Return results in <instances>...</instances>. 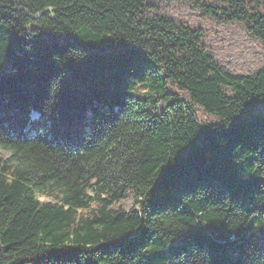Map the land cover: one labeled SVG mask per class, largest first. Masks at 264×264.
Listing matches in <instances>:
<instances>
[{
    "label": "trees",
    "instance_id": "trees-1",
    "mask_svg": "<svg viewBox=\"0 0 264 264\" xmlns=\"http://www.w3.org/2000/svg\"><path fill=\"white\" fill-rule=\"evenodd\" d=\"M178 1L264 47V0ZM205 38L162 0H0V264H264V66Z\"/></svg>",
    "mask_w": 264,
    "mask_h": 264
},
{
    "label": "rangeland",
    "instance_id": "rangeland-1",
    "mask_svg": "<svg viewBox=\"0 0 264 264\" xmlns=\"http://www.w3.org/2000/svg\"><path fill=\"white\" fill-rule=\"evenodd\" d=\"M168 11L185 20L192 27H201L206 33V44L214 52L216 58L231 71L238 74H249L264 66V47L261 42L250 37L239 22H224L202 16L199 9L191 4H181L178 0H162ZM264 10V9H263ZM264 113V105H260L254 114ZM0 156L9 157L10 152L0 148ZM41 200L47 199L37 193Z\"/></svg>",
    "mask_w": 264,
    "mask_h": 264
}]
</instances>
